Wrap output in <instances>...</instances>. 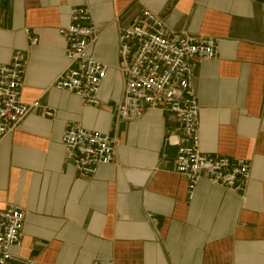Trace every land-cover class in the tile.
Segmentation results:
<instances>
[{
	"label": "crops",
	"instance_id": "crops-1",
	"mask_svg": "<svg viewBox=\"0 0 264 264\" xmlns=\"http://www.w3.org/2000/svg\"><path fill=\"white\" fill-rule=\"evenodd\" d=\"M79 6L98 33L88 53L109 67L98 108L53 88L65 67L57 31ZM142 9L169 34L216 41L215 59L192 71L200 151L249 163L243 195L201 179L188 200L176 149L165 142L177 129L171 114L116 123L117 33ZM16 53L27 59L22 102L38 107L0 142V208L11 202L26 212L13 264H264V0H0V65ZM69 123L118 142L113 162L89 181L66 161Z\"/></svg>",
	"mask_w": 264,
	"mask_h": 264
},
{
	"label": "built area",
	"instance_id": "built-area-1",
	"mask_svg": "<svg viewBox=\"0 0 264 264\" xmlns=\"http://www.w3.org/2000/svg\"><path fill=\"white\" fill-rule=\"evenodd\" d=\"M68 24L57 33L65 41V67L53 88L73 94L82 108H98L99 92L109 67L89 55L98 38L90 11L85 6L70 8ZM121 63L116 68L121 82V99L115 110L118 124L139 121L149 110L171 114L177 121L166 144L176 149V174L187 184L192 200L199 180L205 179L235 195H243L251 179L250 166L243 160L212 157L200 151L199 107L194 88V67L215 59L213 38L169 34L163 21L142 9L136 23L117 33ZM30 44L37 40L30 38ZM27 59L16 53L8 64L0 65V142L31 112L37 103L22 102L23 78ZM46 117H52L46 109ZM66 161L77 176L91 180L98 168L110 165L118 142L108 134L86 130L69 123L61 136ZM25 209L15 203L0 208V264H13L11 248L21 247ZM23 264H34L27 259ZM90 264H105L93 260Z\"/></svg>",
	"mask_w": 264,
	"mask_h": 264
}]
</instances>
